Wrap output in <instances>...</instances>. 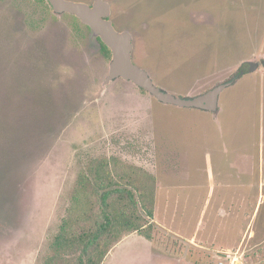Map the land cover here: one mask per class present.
Here are the masks:
<instances>
[{"label":"rangeland","instance_id":"obj_1","mask_svg":"<svg viewBox=\"0 0 264 264\" xmlns=\"http://www.w3.org/2000/svg\"><path fill=\"white\" fill-rule=\"evenodd\" d=\"M106 1L161 88L195 96L243 73L216 112L123 79L104 86L110 58L77 17L0 0V264H52L84 176L103 163L145 220L102 264H264V0ZM235 131L244 156L229 150Z\"/></svg>","mask_w":264,"mask_h":264},{"label":"trees","instance_id":"obj_2","mask_svg":"<svg viewBox=\"0 0 264 264\" xmlns=\"http://www.w3.org/2000/svg\"><path fill=\"white\" fill-rule=\"evenodd\" d=\"M97 40L104 55L111 58L110 49L99 38ZM240 74L233 78L238 79ZM106 166L103 163L100 169L91 168L90 175L84 176L83 189L75 194L73 205L68 210L69 216L55 237L56 254L52 264H102L123 231L138 230L143 226L145 217L139 210L134 191L114 182ZM83 196L93 197L95 202L84 203ZM145 211L153 217L152 208ZM80 222L82 230L77 232L75 226ZM75 252L80 254L74 257Z\"/></svg>","mask_w":264,"mask_h":264},{"label":"water","instance_id":"obj_3","mask_svg":"<svg viewBox=\"0 0 264 264\" xmlns=\"http://www.w3.org/2000/svg\"><path fill=\"white\" fill-rule=\"evenodd\" d=\"M47 1L56 14L67 13L76 16L90 28L93 39L99 38L110 49L109 71L103 82L104 86L117 79H123L144 89L164 104L216 112L219 109L221 94L235 81L232 78L199 95L178 96L158 86L151 74L135 63L133 59V35L129 30H118L115 27L110 18L112 7L108 1L94 0L92 3L80 0ZM248 63L251 64L252 69L259 65L258 62L249 61ZM262 65H264V60Z\"/></svg>","mask_w":264,"mask_h":264},{"label":"crops","instance_id":"obj_4","mask_svg":"<svg viewBox=\"0 0 264 264\" xmlns=\"http://www.w3.org/2000/svg\"><path fill=\"white\" fill-rule=\"evenodd\" d=\"M220 110V105H219V109H218V111ZM238 133H237V131H235V134H233L232 136H231V141H232V143H233V145L232 146H230V151H232L233 150V148H235V150L237 151V149L238 150H240L241 151V153H242V155L244 156V154H243V152H244V150H243V146H242V140H243V136L242 135H240L239 137H238V135H237ZM238 145H240V147H238ZM253 158V157H252ZM262 165H261V163L259 162V170H258V179H257V181H258V187H259V194H258V199L256 200L257 201V206H260V205H262V202H261V194H260V191H261V189H263V188H261L262 186H264V181L262 180V167H261ZM249 167L250 166H248L246 169H248V170H245L244 169V171L243 172H249ZM251 170V169H250ZM261 170V171H260ZM254 171L256 172L257 171V169H254ZM245 173V174H246ZM264 173V172H263ZM245 183H247V184H252V183H250V181H245ZM239 200H240V205L241 206H243L244 205V203H246L247 202V194H241L240 193V195H239ZM263 204H264V202H263ZM260 210V209H259ZM259 210H258V212H259ZM244 234H245V232H244ZM243 237H244V235H243ZM242 237V239H244ZM241 239V240H242ZM240 240V241H241ZM233 245H236V243H234ZM233 245L231 246V245H227V244H223L222 246H226V248L229 250V249H232L233 248Z\"/></svg>","mask_w":264,"mask_h":264},{"label":"built area","instance_id":"obj_5","mask_svg":"<svg viewBox=\"0 0 264 264\" xmlns=\"http://www.w3.org/2000/svg\"><path fill=\"white\" fill-rule=\"evenodd\" d=\"M232 264H238L237 259H234V260L232 261Z\"/></svg>","mask_w":264,"mask_h":264},{"label":"flooded vegetation","instance_id":"obj_6","mask_svg":"<svg viewBox=\"0 0 264 264\" xmlns=\"http://www.w3.org/2000/svg\"><path fill=\"white\" fill-rule=\"evenodd\" d=\"M48 2V1H47ZM49 3V2H48ZM50 5V4H49ZM52 8V7H51ZM53 10V9H52Z\"/></svg>","mask_w":264,"mask_h":264}]
</instances>
